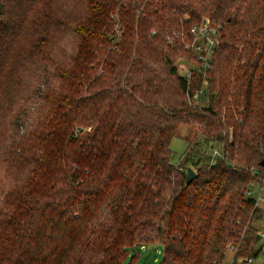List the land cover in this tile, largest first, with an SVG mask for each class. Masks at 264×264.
Returning a JSON list of instances; mask_svg holds the SVG:
<instances>
[{
    "label": "trees",
    "instance_id": "obj_1",
    "mask_svg": "<svg viewBox=\"0 0 264 264\" xmlns=\"http://www.w3.org/2000/svg\"><path fill=\"white\" fill-rule=\"evenodd\" d=\"M85 2L87 19L72 24L79 53L70 70L57 69L63 92L45 98L39 131L6 154L31 178L0 208V264H126L131 256L133 264L156 243L160 264L258 260L264 0ZM53 3L0 0V116L8 120L16 69L47 63L51 38L69 26ZM205 18L220 44L207 77L189 85L177 64L193 56L166 37ZM200 88L205 95L190 101ZM182 124L196 134L175 165L170 145ZM201 141L221 143L220 155L203 156ZM189 168L197 177L187 184Z\"/></svg>",
    "mask_w": 264,
    "mask_h": 264
},
{
    "label": "clouds",
    "instance_id": "obj_2",
    "mask_svg": "<svg viewBox=\"0 0 264 264\" xmlns=\"http://www.w3.org/2000/svg\"><path fill=\"white\" fill-rule=\"evenodd\" d=\"M52 11L69 26L51 38L46 49L47 63L34 59L16 69L19 87L8 109L15 111V118L8 120L7 113L0 116V208L6 207L10 195L21 191L31 178V169L13 167L7 152L39 131L50 111L45 98L59 96L64 90L57 69L70 70L79 53L78 36L72 24L87 19L85 0H54Z\"/></svg>",
    "mask_w": 264,
    "mask_h": 264
},
{
    "label": "built area",
    "instance_id": "obj_3",
    "mask_svg": "<svg viewBox=\"0 0 264 264\" xmlns=\"http://www.w3.org/2000/svg\"><path fill=\"white\" fill-rule=\"evenodd\" d=\"M152 32V35L156 34L155 30ZM166 41L169 45L182 43L193 56L192 60L180 59L177 64L181 75L190 85L195 74H199L205 79L211 70L214 53L220 44V31L211 19L205 18L200 23L193 24L187 33L174 31L166 37ZM203 95H205L204 88H200L192 90L188 94V98L192 102L200 101ZM216 155L219 156L220 153L217 152ZM254 193L257 200L256 205L264 202V185L257 187ZM254 193L253 191L248 192L249 195ZM243 264H254V260L247 259Z\"/></svg>",
    "mask_w": 264,
    "mask_h": 264
},
{
    "label": "rangeland",
    "instance_id": "obj_4",
    "mask_svg": "<svg viewBox=\"0 0 264 264\" xmlns=\"http://www.w3.org/2000/svg\"><path fill=\"white\" fill-rule=\"evenodd\" d=\"M180 72V71H179ZM196 134V130L193 127H188L186 125L180 126V128L176 132L175 139L172 140L170 148L173 154V163L175 165H180L183 156L186 154L189 148V141L187 138ZM221 143H206L201 141L199 144V148L196 150L200 151L203 156H218L217 152H221L220 147ZM255 189V188H254ZM260 226L258 230V236L261 238L258 240V248H264V223H257ZM140 258L136 259L133 264H160L163 259V248L161 244H151L147 246L145 249H139ZM234 250H229L226 254V260L229 263L234 258ZM131 256V255H130ZM132 256L129 257L126 261V264H131ZM254 264H264V255H262L258 260L254 261Z\"/></svg>",
    "mask_w": 264,
    "mask_h": 264
},
{
    "label": "water",
    "instance_id": "obj_5",
    "mask_svg": "<svg viewBox=\"0 0 264 264\" xmlns=\"http://www.w3.org/2000/svg\"><path fill=\"white\" fill-rule=\"evenodd\" d=\"M262 166H264V160L262 161ZM197 174L196 172L192 169L189 168L187 172V184H190L194 179L196 180ZM261 238V236L257 237V241Z\"/></svg>",
    "mask_w": 264,
    "mask_h": 264
}]
</instances>
